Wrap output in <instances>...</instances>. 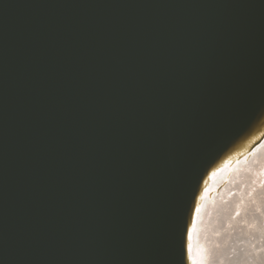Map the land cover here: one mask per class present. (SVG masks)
I'll return each mask as SVG.
<instances>
[{
    "label": "water",
    "instance_id": "1",
    "mask_svg": "<svg viewBox=\"0 0 264 264\" xmlns=\"http://www.w3.org/2000/svg\"><path fill=\"white\" fill-rule=\"evenodd\" d=\"M263 144L264 0H0V264H194Z\"/></svg>",
    "mask_w": 264,
    "mask_h": 264
},
{
    "label": "bare ground",
    "instance_id": "2",
    "mask_svg": "<svg viewBox=\"0 0 264 264\" xmlns=\"http://www.w3.org/2000/svg\"><path fill=\"white\" fill-rule=\"evenodd\" d=\"M230 174L213 175L212 187L227 178L225 187L204 195L194 264H264V144Z\"/></svg>",
    "mask_w": 264,
    "mask_h": 264
}]
</instances>
